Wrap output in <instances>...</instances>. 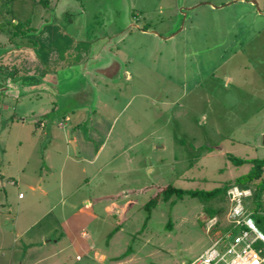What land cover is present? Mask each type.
Wrapping results in <instances>:
<instances>
[{
	"label": "rangeland",
	"instance_id": "obj_1",
	"mask_svg": "<svg viewBox=\"0 0 264 264\" xmlns=\"http://www.w3.org/2000/svg\"><path fill=\"white\" fill-rule=\"evenodd\" d=\"M50 2L45 9L30 0H0V84L12 90V72L20 77L38 70L42 81L55 70L43 81L56 85L42 100L16 91L0 96V263L13 247L16 230L9 219L17 216L20 228L60 229L68 220L74 233L87 231L82 252H65L61 264L190 263L232 231L229 193L205 195L250 171L252 165H235L228 156L264 159V0ZM29 20L35 34H50L48 42L34 41L39 37L33 32L15 36L12 23ZM56 20L60 29L47 28ZM65 31L81 39L76 43ZM97 56L106 65L121 63V74L84 78L78 63L91 70ZM33 78L26 85L39 87ZM84 88H91L86 100L79 96ZM65 100L89 105L72 108L70 122ZM49 109L43 130L34 121ZM74 118L83 120L82 133L98 137L89 157L105 145L100 173L56 155L65 148L58 125L72 132ZM67 149L75 155L71 142ZM47 153L64 170L48 186L40 180ZM25 183L53 192L45 198ZM168 184L198 195L168 202L161 196L148 220L146 203ZM126 192L133 200L127 211L121 217L107 213L114 199L125 205ZM20 193L25 200L19 201ZM98 196L104 198L95 211H87L85 197ZM250 202L253 212L264 213V191Z\"/></svg>",
	"mask_w": 264,
	"mask_h": 264
},
{
	"label": "crops",
	"instance_id": "obj_2",
	"mask_svg": "<svg viewBox=\"0 0 264 264\" xmlns=\"http://www.w3.org/2000/svg\"><path fill=\"white\" fill-rule=\"evenodd\" d=\"M46 9V8H45ZM50 10V9H48ZM55 10V9H54ZM54 14V13H53ZM42 16V15H41ZM56 18H54L55 20ZM58 20H56V22L48 24L47 28H58L61 26V24H57ZM18 23V22H16ZM34 28V32H36L37 27L36 26H32ZM46 28V29H47ZM46 30H44L43 32L41 31L39 34H35V37H39V38H34V41L39 42V43H43V42H48L49 38L51 37L50 34L46 35L45 32ZM79 32V31H78ZM65 35L70 36V38L74 41V42H79V40L81 39V35H77L74 37H72V33L69 35L68 32L65 31ZM74 36V35H73ZM117 36H121V35H117ZM80 38V39H79ZM35 43V42H34ZM36 48V47H35ZM37 51V48H36ZM37 52H40L39 50ZM73 53V52H72ZM104 51L101 52L100 56H103ZM106 54V53H104ZM3 55V54H2ZM92 57V56H91ZM105 57V56H104ZM92 59V58H91ZM82 60V57H81ZM96 64L91 67V70L88 69V65L86 62L80 61L78 64V66H80V69L82 71V76L84 78H87L91 72L92 74H100L101 76H103L104 78L107 79H113L116 76L120 75L122 72V65L121 63H119L118 61L112 59V62L110 65H106L104 63H100L99 61L101 60V57L97 56L96 57ZM55 72V70H50L44 73L43 77H42V81L39 80L40 77V73L41 71L38 70H34V72L29 73L28 75L26 74H21L20 77H16V74L12 72V79L10 80H14L13 78L15 77V84L12 85V90L10 88V86H5L4 84H0V88L3 89V93L7 94V93H13L14 91L17 92L18 96H21L20 93L22 94H26L29 95L30 98H33L34 95H38L37 98L39 100L43 99V96L41 95L44 92L47 93H55V84H51L49 82L45 83L43 80L46 77H50L52 76ZM91 74V75H92ZM30 75V76H29ZM93 76V75H92ZM127 78L130 77V75L128 73H126ZM35 77V80L38 81L39 83V87L37 86L35 88V86H33L31 83L26 85L25 80L26 79H30ZM20 78V79H19ZM97 78V77H96ZM34 79V78H33ZM51 79V78H48ZM94 80V79H93ZM41 83H44V85L41 87L40 85H42ZM32 85V86H30ZM5 86V87H4ZM1 89V90H2ZM0 90V91H1ZM88 90V88H87ZM91 91V88L90 90ZM88 91H86V89L84 88V90L82 91V93L79 95L81 97V99H87V93ZM2 92H0V96L1 94H3ZM66 102V112L68 113V115H66L65 120L66 121H73V117L71 116L70 113H74L76 112L74 109L75 106L77 107V110L79 109H85V107H87V105H89V103H79V104H75L73 101L71 100H65ZM52 109L51 111H53L54 113L59 112L60 110L58 109V106L56 105V102H52ZM50 106V105H49ZM51 108V107H50ZM79 108V109H78ZM9 108L7 106H2V110L3 111H7ZM49 114H52L49 111H44L43 114H39L38 119L34 121V123L39 125V128H42L43 130L46 129L47 126V122L46 119L43 118L44 116H49ZM84 116V115H83ZM78 118H74L75 122V126L77 127L76 130L72 131V132H68L65 131V125H63L62 123H59L58 127L60 129H62L63 134L62 137V141L64 142L65 148L62 150V152H56V155H58V157H61L64 160V163H66L68 160H74L73 158H75L74 161H76V163H80L85 165V166H92V167H98L96 168L97 173H100V171L103 170V168L99 169V166H96L98 161H99V157L101 156V153L104 150V144H100L99 148L97 150H95V153L93 154V156L89 157L88 152H90V149L93 148L92 145L96 146L94 144V138H98L97 136H87L84 133H82L80 131V125L82 124L83 120L78 121ZM83 119V118H82ZM91 119V118H90ZM87 120V119H86ZM84 120V121H86ZM99 121V120H97ZM101 121V120H100ZM50 128V126H49ZM49 134L51 137L53 135V133H51V131H49ZM55 136V135H54ZM53 139V137H52ZM55 139V137H54ZM70 142L72 143V145L74 146L75 149V155L72 156L71 153L69 152V150L67 149L68 146H70ZM51 156L47 153L44 155V161L45 166H46V174L45 177L44 176H40V180H42L44 183V181L46 182L45 184H47V186L51 183V181L56 179V176L60 175L62 176L63 174V168L59 166V168L56 165H53V162L55 161L54 158H50ZM73 157V158H72ZM80 159V160H79ZM62 160V161H63ZM49 162V164H48ZM83 171L85 172L86 169L85 167L83 168ZM96 173V174H97ZM3 178H5V176H2ZM95 177V176H94ZM94 179L93 177H89L87 179L88 182H91V180ZM61 182H59V189H60V193L61 196L64 194V187H65V180L62 179L61 177ZM1 184L2 186H4V182L3 179L1 180ZM7 184L9 185H17L16 182L14 181H9L7 182ZM28 184V189L31 192H40V194L45 197V198H50L53 190L51 188H49L48 190L43 189V184H38L36 187L33 184L30 183H25ZM132 193L134 191H131ZM254 192V191H253ZM255 192H254V196L252 198H248L244 201V208H245V212L247 214V216H249V218L251 219V215L253 214V210H252V206H251V200H253L255 198ZM104 197L99 198L96 197L95 201L93 199L89 200L88 197H85V199L83 200L84 205L87 208V211H90L91 213L95 211V204H97L100 200H103ZM119 197L118 200H120ZM110 199H113V197H110ZM25 200V196L23 195V193L19 194V201H23ZM115 200V199H114ZM112 201L113 203L111 205H109L108 207H106V212L113 214L114 212H118L119 217H121L123 215L124 212L127 211L128 207H130L133 203V200L131 198L130 192H126V195L123 196V200L126 201L125 205L123 206H117L116 205V201ZM21 210V209H20ZM19 210V213H20ZM121 210V211H120ZM18 213V214H19ZM11 222L13 223V226L16 230V232H14V238L12 239V243H13V247L11 248V252L8 254H3L2 258L4 260H6V262L4 263H0V264H61V259L62 256L64 255L65 252L67 251H75V252H82L81 249L83 247H85V243L83 239H89V235L87 233V231L81 229L79 230L77 233H74L70 222L68 220H65L63 225H60V229H51V230H37L34 231L33 227H25V224H23V228H20V221L22 219V217L17 216L16 218L14 217H10ZM216 219V218H214ZM233 225H231L229 227V230L233 229ZM114 230H118V228H115ZM77 235V236H75ZM1 247L4 248L3 243L1 244ZM3 250V249H1ZM79 256H77L78 258ZM104 258V257H102ZM64 259V258H63ZM79 260V259H78Z\"/></svg>",
	"mask_w": 264,
	"mask_h": 264
},
{
	"label": "built area",
	"instance_id": "obj_3",
	"mask_svg": "<svg viewBox=\"0 0 264 264\" xmlns=\"http://www.w3.org/2000/svg\"><path fill=\"white\" fill-rule=\"evenodd\" d=\"M249 190L235 186L229 191V198L233 202L230 220L236 226L247 229L240 230L236 236L228 235L215 241L188 264H264V248L257 246L258 242L264 244V236L247 216L243 205L244 200L251 196Z\"/></svg>",
	"mask_w": 264,
	"mask_h": 264
},
{
	"label": "trees",
	"instance_id": "obj_4",
	"mask_svg": "<svg viewBox=\"0 0 264 264\" xmlns=\"http://www.w3.org/2000/svg\"><path fill=\"white\" fill-rule=\"evenodd\" d=\"M35 5H42L45 8H50L51 2L50 0H30ZM12 26L14 29H16L15 36H25L28 32L31 33L34 31V28L31 26L30 20L27 22H18L17 24H13ZM0 31H1V25H0ZM229 159L235 164V165H244V164H250L251 169L247 174L241 175L237 177L236 179L227 182L226 186L224 188H219L212 192H207L205 195L207 196H216L222 189H225L226 194L228 196L229 191L237 186L242 189H254L255 196L258 197L260 193L264 191V159L259 160H244L235 158L234 156H228ZM196 196L198 193H194L191 191H184L180 188L175 187L173 184H168L164 186L162 189H160L154 198L150 199L148 203L145 205V209L148 211V220L151 218L150 214L152 213V210L157 206L161 196L162 199L166 202L170 201L173 197H176L178 199L184 198V196ZM251 220L253 221L256 229L264 236V213L260 212H253L251 215ZM233 229H231V233L228 235L236 236L238 235L240 230L247 229L245 226H236L233 224ZM228 235H225L222 238H226ZM220 238V239H222ZM219 240V239H218ZM257 246L263 247L264 244L262 242H258Z\"/></svg>",
	"mask_w": 264,
	"mask_h": 264
},
{
	"label": "flooded vegetation",
	"instance_id": "obj_5",
	"mask_svg": "<svg viewBox=\"0 0 264 264\" xmlns=\"http://www.w3.org/2000/svg\"><path fill=\"white\" fill-rule=\"evenodd\" d=\"M140 30H141V31H145V32L147 31V29H146V30H145V29H140Z\"/></svg>",
	"mask_w": 264,
	"mask_h": 264
},
{
	"label": "water",
	"instance_id": "obj_6",
	"mask_svg": "<svg viewBox=\"0 0 264 264\" xmlns=\"http://www.w3.org/2000/svg\"><path fill=\"white\" fill-rule=\"evenodd\" d=\"M2 91H3V89L0 92H2Z\"/></svg>",
	"mask_w": 264,
	"mask_h": 264
}]
</instances>
